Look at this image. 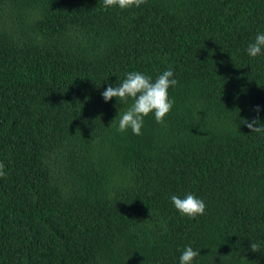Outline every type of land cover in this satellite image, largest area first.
Segmentation results:
<instances>
[{
  "label": "trees",
  "instance_id": "1",
  "mask_svg": "<svg viewBox=\"0 0 264 264\" xmlns=\"http://www.w3.org/2000/svg\"><path fill=\"white\" fill-rule=\"evenodd\" d=\"M259 33L264 0H0V264H264ZM169 67L164 122L118 132L103 91Z\"/></svg>",
  "mask_w": 264,
  "mask_h": 264
},
{
  "label": "clouds",
  "instance_id": "2",
  "mask_svg": "<svg viewBox=\"0 0 264 264\" xmlns=\"http://www.w3.org/2000/svg\"><path fill=\"white\" fill-rule=\"evenodd\" d=\"M145 2L146 0H103V7L105 9L110 7L127 9L134 6L139 7ZM262 50H264V33H259L256 35L254 42L248 45L246 51L250 57H256L262 53ZM177 83L178 81L174 78V71L169 67L159 74L155 80H153L151 75L139 71H131L127 73L126 78L119 85L115 87L109 85L102 93L106 102L113 97L117 101L124 103H128L129 99L132 101L126 111L118 112L117 131L123 133L131 129L133 134L140 135L144 125V118L150 113H154L157 123H163L174 104V100L169 98L168 90L176 86ZM255 110L259 112V106ZM240 123L246 125L251 132H264V125L260 124L259 117L251 121L247 118H240ZM4 169V163L0 162V178L7 175ZM170 200L183 216L195 218L205 213V202L192 193H187L183 198L178 195H172ZM251 250L258 252L260 251V246L256 243H251ZM198 255H200V252L194 251L191 246H187L179 258L180 264H192Z\"/></svg>",
  "mask_w": 264,
  "mask_h": 264
}]
</instances>
